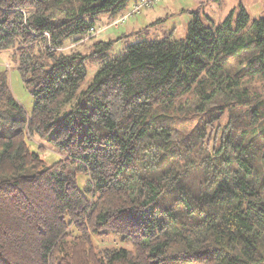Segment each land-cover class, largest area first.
Instances as JSON below:
<instances>
[{
    "label": "trees",
    "instance_id": "obj_1",
    "mask_svg": "<svg viewBox=\"0 0 264 264\" xmlns=\"http://www.w3.org/2000/svg\"><path fill=\"white\" fill-rule=\"evenodd\" d=\"M129 1L0 0V264H264V14L77 49Z\"/></svg>",
    "mask_w": 264,
    "mask_h": 264
},
{
    "label": "rangeland",
    "instance_id": "obj_2",
    "mask_svg": "<svg viewBox=\"0 0 264 264\" xmlns=\"http://www.w3.org/2000/svg\"><path fill=\"white\" fill-rule=\"evenodd\" d=\"M135 1L136 0H130L128 2V7L123 14H127L132 11V8L136 5H134ZM173 1L175 0H162L159 3H154L152 7L144 8L142 12L130 15L127 23L121 22L117 25H111L113 20H111L107 14L102 15L97 19L96 26L98 29L100 27H105V29H103V31L97 34L94 38L78 45L77 49L86 54L87 52H91L95 49L94 46H96V44L100 41L111 43V46L108 49L109 58H106V60H109L121 54L128 44L135 43L140 39L163 37L165 30H171L174 27H176L175 37L178 39L185 38L188 19L191 18V14L188 11L183 10H193L198 8L201 2H203V6L201 8H203L208 15H211L215 19L220 18V20L224 19L235 7L240 4H243L247 8L253 18H258L264 14V0ZM161 17H166V21L157 26V28H153L151 23H154ZM13 53V49L0 53V75L5 71L7 72L14 96L22 104L25 111L30 113L33 110L35 99L24 85L22 76L16 68L17 59ZM102 63L103 61H97V63L88 65L89 79L94 78L95 71ZM255 86L256 90L263 93V83L260 82ZM248 135L252 134L249 133ZM35 142L44 145L42 154L49 163H53L59 159L60 155L49 144L41 141L37 137H35ZM102 238L105 239L95 238V242L99 246L103 247L120 244V237L117 235L112 234L110 238Z\"/></svg>",
    "mask_w": 264,
    "mask_h": 264
},
{
    "label": "built area",
    "instance_id": "obj_3",
    "mask_svg": "<svg viewBox=\"0 0 264 264\" xmlns=\"http://www.w3.org/2000/svg\"><path fill=\"white\" fill-rule=\"evenodd\" d=\"M160 1L161 0H138L136 5L132 8L131 12L120 16L117 20L112 22L111 25H117V24H119L121 22H126L129 19L130 15L140 13V12H142V10L144 8L152 7L154 5V3H158ZM103 29H105V27L99 28L97 31H93L92 32V36L102 32Z\"/></svg>",
    "mask_w": 264,
    "mask_h": 264
},
{
    "label": "crops",
    "instance_id": "obj_4",
    "mask_svg": "<svg viewBox=\"0 0 264 264\" xmlns=\"http://www.w3.org/2000/svg\"><path fill=\"white\" fill-rule=\"evenodd\" d=\"M138 0H136L135 1V3H134V5L136 4V2H137ZM162 1V0H161ZM173 2H176V0L175 1H173ZM159 3V2H158ZM183 11H187L186 9H184ZM189 20V19H188ZM129 21V19L125 22V23H127Z\"/></svg>",
    "mask_w": 264,
    "mask_h": 264
}]
</instances>
